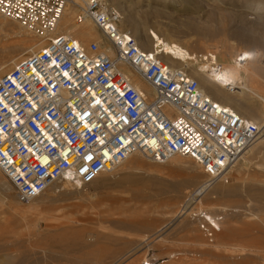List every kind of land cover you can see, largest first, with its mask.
I'll return each instance as SVG.
<instances>
[{
  "label": "built area",
  "instance_id": "built-area-1",
  "mask_svg": "<svg viewBox=\"0 0 264 264\" xmlns=\"http://www.w3.org/2000/svg\"><path fill=\"white\" fill-rule=\"evenodd\" d=\"M83 1L0 0L1 14L37 34L53 30L74 7L76 20L92 21L116 51L111 57L97 40L83 45L57 34L0 77V173L19 201L30 202L58 179L99 177L136 153L156 162L188 157L210 183L228 179L258 125L206 94L158 49L140 48L119 29L121 12L108 0ZM120 62L154 90L137 89Z\"/></svg>",
  "mask_w": 264,
  "mask_h": 264
},
{
  "label": "rangeland",
  "instance_id": "rangeland-1",
  "mask_svg": "<svg viewBox=\"0 0 264 264\" xmlns=\"http://www.w3.org/2000/svg\"><path fill=\"white\" fill-rule=\"evenodd\" d=\"M202 1L207 2L206 9L211 8V0ZM252 1L224 0L222 8L241 18L226 20L222 24L226 34L218 39L253 53L251 64L259 78L254 75L250 81L255 89L250 98L261 105L264 13L261 17L249 10L248 2ZM260 17L262 20H258ZM19 28L26 29L0 15L1 37H8L14 45L11 51L17 53L22 44L21 34L16 33ZM26 30V34L40 39L42 33ZM240 32L250 39L247 44L238 36ZM44 40L43 44L49 41ZM96 40L101 37L85 40L84 45ZM25 55L22 53L20 59ZM259 138L229 172L228 179L219 181L223 186L198 204L228 211L223 229L230 236L219 234L216 244L209 245L188 217H182L190 223L188 227H180L179 211L187 194L207 179L199 165L181 157L184 166L177 168L174 162H156L142 156L83 182L79 190L74 189L77 181L57 180L28 203L19 201L14 187L6 194L0 186V264H114L118 260L120 264H142L145 259L154 264H264V148L257 145ZM191 175L199 176L202 182L186 189L181 197L178 185ZM0 178L7 181L1 173ZM172 198H181V202L175 203ZM245 225H253V230L246 231ZM205 231L213 242L211 232Z\"/></svg>",
  "mask_w": 264,
  "mask_h": 264
},
{
  "label": "bare ground",
  "instance_id": "bare-ground-1",
  "mask_svg": "<svg viewBox=\"0 0 264 264\" xmlns=\"http://www.w3.org/2000/svg\"><path fill=\"white\" fill-rule=\"evenodd\" d=\"M78 1L81 3L84 2L83 0ZM211 1V8L206 9L207 2L202 0H108L109 3L121 11L122 20L119 24V29L121 31L131 33L142 49L148 51L158 49L157 51L160 59L166 61L174 68L185 69L190 77L199 81L201 89L206 94L220 103L234 108L248 121L257 124L259 127L258 136H260L259 134L262 132L261 138L258 136L256 137L259 138V141L257 140V145L264 148V121H262L264 119V100H262L263 103H261V105H256L250 98L251 94L255 93L253 92L255 90L254 86L250 83L251 79L256 76V69L251 64L254 61L253 53L250 50L241 51L239 48H235L234 44L224 38L218 39L221 35L226 34V29L222 25L226 20H232L234 18L239 20L241 17L239 14L234 15L231 11L228 12L226 9H223L222 4L225 3L224 0ZM248 4L249 10L253 11V13L259 15L264 13V0H253L252 2H248ZM76 13L77 10L74 7L69 6L66 8L57 26L53 30L43 32L40 35V39L26 34V29L30 28H19L21 30H17L18 32H16L20 33L22 38L19 53L11 51L14 45L10 43L8 37H1L3 32H1L0 29V76L17 65L22 53L29 54L44 48L46 45L43 44L45 41L44 39L46 38V40H49V38H54L57 34L73 36L83 45L85 40L101 37V40L98 42L102 50L106 51L111 57H115V48L105 38L98 27L94 23L95 27L92 26L88 22L89 20L78 22L75 16L77 15ZM189 13L191 15L187 16ZM0 15L4 16L1 13ZM261 17L258 20H262ZM13 31L15 32V30ZM31 33L34 34V32ZM238 36L241 37L242 41L245 43L250 40L245 35V32L238 33ZM241 57L243 61L240 60ZM119 68L130 78L132 84L140 91L145 93L154 90L150 83L127 63L120 62ZM257 76L256 78H259ZM253 82L256 81L253 79ZM247 149V151L245 150L246 152L243 153L244 155L245 153H250L253 146ZM244 155H242L241 158ZM142 156L144 155L141 153L128 156L121 164L114 167L111 171L125 162L131 161L135 157L138 158ZM181 157L183 156L174 155L167 161L174 162L177 168H181L184 166ZM239 161L237 163H239ZM225 179L226 177L224 176L210 183L208 175L207 179L203 182L199 176L196 177L191 175L178 185V193L182 197L186 189L202 182L199 187L187 194L184 204L179 211L181 218L180 227L187 228L190 223L188 220L183 219L185 217L190 218L197 224L209 245L216 244L219 234L225 237H227L228 234L230 236L229 231L223 229L228 211L226 209L218 211L211 210L207 206L203 208L202 205L198 204H202L206 196L207 198H211L212 195L223 186L219 181ZM7 181H9V183ZM7 181L0 178V186L6 194L11 193L13 187L10 180L7 179ZM76 181L78 184L74 189L79 190L82 188L83 182L80 180ZM51 185L52 184L48 185L44 191L50 189ZM44 191L42 193H44ZM180 199L181 198H172L171 200L178 203ZM177 215L173 216L174 218L170 220V223L175 221ZM246 226L247 225H245V227ZM252 226L246 227L245 230H253ZM204 229H208V231L211 232L210 235H213V242H210V238H208L209 236ZM223 230H225L226 234L224 232L221 234ZM217 248H219L218 245ZM222 249L224 250L223 247ZM114 264H120V261L118 260Z\"/></svg>",
  "mask_w": 264,
  "mask_h": 264
},
{
  "label": "snow or ice",
  "instance_id": "snow-or-ice-1",
  "mask_svg": "<svg viewBox=\"0 0 264 264\" xmlns=\"http://www.w3.org/2000/svg\"><path fill=\"white\" fill-rule=\"evenodd\" d=\"M65 76H67L68 75V73H65L64 74ZM121 95L123 96L124 94L123 93H121ZM103 143V142H102ZM104 146H106V144L104 145ZM119 147V145H117V148ZM89 159H91V157H89Z\"/></svg>",
  "mask_w": 264,
  "mask_h": 264
}]
</instances>
